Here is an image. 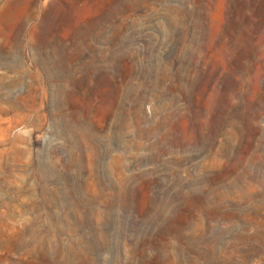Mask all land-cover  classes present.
<instances>
[{
    "label": "rangeland",
    "instance_id": "obj_1",
    "mask_svg": "<svg viewBox=\"0 0 264 264\" xmlns=\"http://www.w3.org/2000/svg\"><path fill=\"white\" fill-rule=\"evenodd\" d=\"M0 216V264H264V0H0Z\"/></svg>",
    "mask_w": 264,
    "mask_h": 264
},
{
    "label": "bare ground",
    "instance_id": "obj_2",
    "mask_svg": "<svg viewBox=\"0 0 264 264\" xmlns=\"http://www.w3.org/2000/svg\"><path fill=\"white\" fill-rule=\"evenodd\" d=\"M1 216H3V215H1ZM1 216H0V217H1ZM3 218H4V217H3Z\"/></svg>",
    "mask_w": 264,
    "mask_h": 264
}]
</instances>
